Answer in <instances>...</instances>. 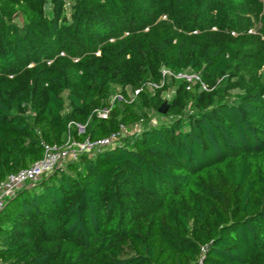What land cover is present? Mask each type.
I'll use <instances>...</instances> for the list:
<instances>
[{"label":"trees","instance_id":"obj_1","mask_svg":"<svg viewBox=\"0 0 264 264\" xmlns=\"http://www.w3.org/2000/svg\"><path fill=\"white\" fill-rule=\"evenodd\" d=\"M117 134L5 201L0 264H264V2L0 0V181Z\"/></svg>","mask_w":264,"mask_h":264},{"label":"built area","instance_id":"obj_2","mask_svg":"<svg viewBox=\"0 0 264 264\" xmlns=\"http://www.w3.org/2000/svg\"><path fill=\"white\" fill-rule=\"evenodd\" d=\"M171 75L168 71L163 70L162 76L165 77ZM179 79L186 80L187 83L191 84L198 78L193 74H178L175 76ZM156 88L157 85H151ZM189 89V87H187ZM138 93V91H136ZM166 98H169L166 96ZM107 111L102 112V116H105ZM139 126L128 129L121 127V136L131 134L138 131ZM79 132L83 130L79 127ZM117 135H112L108 138L97 139V140H84L75 141L71 138H67L66 141L58 145H44L42 157L31 164L28 168L18 171L17 173L8 175L4 180L0 181V211L4 206L5 201L12 197L16 191L22 188L26 184H33L40 180L42 177L52 173L55 169L63 167L67 162L76 161L82 154H92L96 151L113 147Z\"/></svg>","mask_w":264,"mask_h":264},{"label":"water","instance_id":"obj_3","mask_svg":"<svg viewBox=\"0 0 264 264\" xmlns=\"http://www.w3.org/2000/svg\"><path fill=\"white\" fill-rule=\"evenodd\" d=\"M168 107L169 106L167 103H163L162 106L160 107L158 113L161 115H165L167 113Z\"/></svg>","mask_w":264,"mask_h":264},{"label":"rangeland","instance_id":"obj_4","mask_svg":"<svg viewBox=\"0 0 264 264\" xmlns=\"http://www.w3.org/2000/svg\"><path fill=\"white\" fill-rule=\"evenodd\" d=\"M261 1L264 2V0H261ZM151 120H152V122H157V121H161L162 119L157 117L156 115H152Z\"/></svg>","mask_w":264,"mask_h":264}]
</instances>
